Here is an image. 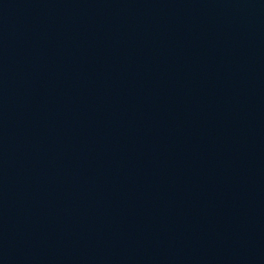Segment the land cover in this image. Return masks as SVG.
<instances>
[{"label":"water","instance_id":"1","mask_svg":"<svg viewBox=\"0 0 264 264\" xmlns=\"http://www.w3.org/2000/svg\"><path fill=\"white\" fill-rule=\"evenodd\" d=\"M0 264H264V0H0Z\"/></svg>","mask_w":264,"mask_h":264}]
</instances>
